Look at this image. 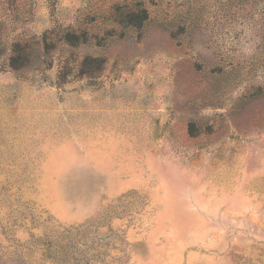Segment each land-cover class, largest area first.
<instances>
[{
  "label": "rangeland",
  "instance_id": "obj_1",
  "mask_svg": "<svg viewBox=\"0 0 264 264\" xmlns=\"http://www.w3.org/2000/svg\"><path fill=\"white\" fill-rule=\"evenodd\" d=\"M0 264H264V0H0Z\"/></svg>",
  "mask_w": 264,
  "mask_h": 264
}]
</instances>
